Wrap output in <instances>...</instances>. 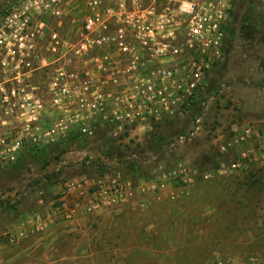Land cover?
Instances as JSON below:
<instances>
[{
	"label": "rangeland",
	"instance_id": "rangeland-1",
	"mask_svg": "<svg viewBox=\"0 0 264 264\" xmlns=\"http://www.w3.org/2000/svg\"><path fill=\"white\" fill-rule=\"evenodd\" d=\"M91 1L0 0V32L27 18L34 33L83 32ZM223 56L172 115L27 147L1 170L0 264H264V161L231 171L238 154L219 150L246 126L264 142V0H234Z\"/></svg>",
	"mask_w": 264,
	"mask_h": 264
},
{
	"label": "built area",
	"instance_id": "built-area-1",
	"mask_svg": "<svg viewBox=\"0 0 264 264\" xmlns=\"http://www.w3.org/2000/svg\"><path fill=\"white\" fill-rule=\"evenodd\" d=\"M102 1H91L83 32L34 33L29 18L23 28L0 32V72L8 67L10 74L0 81V171L27 147L91 137L119 118L144 120L147 109L160 119L208 88L224 59L234 0H132L119 9ZM259 138L252 127L232 130L219 147L238 154L229 170L264 161ZM252 141L260 149H245Z\"/></svg>",
	"mask_w": 264,
	"mask_h": 264
}]
</instances>
